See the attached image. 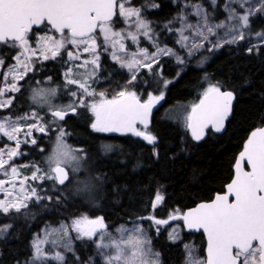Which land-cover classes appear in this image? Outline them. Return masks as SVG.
Here are the masks:
<instances>
[{
    "label": "snow or ice",
    "instance_id": "1",
    "mask_svg": "<svg viewBox=\"0 0 264 264\" xmlns=\"http://www.w3.org/2000/svg\"><path fill=\"white\" fill-rule=\"evenodd\" d=\"M232 2L239 3L243 10L242 14L230 4H226L228 16L225 21L218 24L211 22L210 14L202 4H185L186 8L193 9L191 15L198 18L195 24L188 23V16L184 14L174 18L181 24L179 29H175L180 36L177 43L188 49V55L191 56L204 47L205 42L212 45L209 49L212 51L225 43L231 44L245 39L243 29L249 27L250 16L255 15L257 11L264 12V0H259V7L255 10L244 9L248 0ZM128 3L129 0H0V43L21 49L15 57L17 63L10 66L8 72L4 74L5 87H0V109L9 108L13 102L12 99L3 98L6 93L20 91L16 83L10 88L7 86L9 75L13 80H22L32 70L33 58L57 59L64 53L68 58L66 63L72 65L64 74L65 87L68 84L77 85V91L83 96L100 97L99 101L90 104L81 97L79 101L73 100L67 105L53 106L49 97L56 95V89H37L34 90L32 99L41 106L48 105L53 117L51 122L43 123L44 118L35 111L30 116L25 114L16 119H12L11 116L0 117V135L15 142L14 148L7 145L0 148V174L7 177L0 179V193L4 194V198L0 199V213L10 214L13 210L20 213L28 208L29 201L33 199L36 201L52 199L51 196H41L35 187L29 192V179L53 181L55 187L69 182L70 173L81 172L85 159L80 155L83 149H76L67 144L65 137L68 133L63 128L57 130L54 148L47 157L46 169L33 165L35 170L31 177H24L18 181L19 168L11 163L14 157L22 154L19 151L20 146L29 143L28 138L32 137L33 131L47 134L51 123L64 120L69 112L75 113L77 107L90 109L95 117L91 127L97 132L132 133L142 136L149 143L155 142L156 137L139 131L137 124L147 129L152 107L163 99V93L159 96L149 93L148 98L142 101L134 91L121 90L110 99L104 92L97 94L94 90L90 91L92 83L99 78L97 73L102 53L110 51L111 58L132 73V80L136 79V72L140 68L152 71L158 57L175 55L172 49L155 45V41L153 43L156 50L152 53L146 48L137 52L127 50L125 40L138 45L141 35L151 40L153 34L150 22L142 18L141 9L126 7ZM211 3L215 6L216 0H211ZM117 15L123 17L126 22L130 21L135 31H115L112 24ZM171 23L172 21H169V24ZM40 25H44L47 30L44 35H36L34 32V26ZM221 29L225 30L223 36L218 32ZM168 30L173 31L171 28ZM185 31H190L191 36L184 35ZM256 35L264 39V33ZM213 36L216 37L214 44L209 39ZM98 40L101 42L98 43ZM248 51L251 52L252 48ZM84 53H87L90 59L75 63ZM176 59L179 63H184L179 55ZM3 64L4 61L0 60V68ZM74 68L77 69L75 79L71 78ZM79 69L84 71H78ZM164 83L166 86L169 82ZM71 95L76 97L77 92H72ZM233 98V92L222 91L218 84L208 86L200 102L192 105L186 117V126L191 129L195 140L202 139L204 129L209 125L215 127L216 131L223 128L224 121L231 112ZM53 108L55 110H52ZM30 118L34 119L35 123L22 128L20 125ZM21 134L24 139L19 138ZM30 142L37 143L34 138ZM79 183L81 186L77 190L81 192H91L94 187L91 177ZM17 192L20 195H17ZM162 199L163 197L157 193L153 207L155 208ZM147 219L153 220L156 225L168 223L167 220H155L154 217ZM169 219H182L188 229H202L207 236L206 256L193 257L189 251L188 264H264V128H257L248 137L243 151L236 160L235 175L223 194H217L210 202L197 205L182 217L170 216ZM11 227L10 224L0 225V234L7 232ZM69 229L77 233L78 239L92 240L98 237L96 247L101 250L105 264H156L151 257L155 256L157 260L159 257V253L152 252L151 240L140 226L134 225L132 229L121 226L117 229L121 233L120 238L104 243L107 226L103 217L89 219L83 216L74 219L69 226L61 225L59 229L46 230L44 239L37 237L33 241L35 259L46 255L41 245L48 242L49 235L62 231L67 236ZM177 235V230L174 229L170 238L175 239ZM52 243L55 244L56 241ZM109 248L113 253L105 255L103 250ZM54 259L62 262L63 254L55 253Z\"/></svg>",
    "mask_w": 264,
    "mask_h": 264
},
{
    "label": "trees",
    "instance_id": "2",
    "mask_svg": "<svg viewBox=\"0 0 264 264\" xmlns=\"http://www.w3.org/2000/svg\"><path fill=\"white\" fill-rule=\"evenodd\" d=\"M144 1L132 0V3L142 4ZM154 1L158 7L149 11L150 18L162 20L172 13L171 1L174 0ZM184 1L208 4L207 0ZM257 25L256 20L251 21V28ZM44 29L45 26L41 25L34 28V32L39 35ZM159 34L160 41L172 45L169 34L161 31ZM18 51L21 50L0 43L2 68L14 62ZM181 58L182 64L173 59H162L153 65L152 71L142 68L136 73L135 80L128 79L127 73L124 75L126 90L136 92L142 100L148 98L149 93L155 96L163 93L148 128L156 137L154 143L147 144L130 135L115 136L94 131L91 127L93 116L87 107L82 106L58 124L51 123L47 134L33 131L36 144L30 141L21 144L19 151L22 154L14 157L12 163L42 167L55 144L58 128H63L68 133L65 137L67 144L83 149L82 169L86 171L79 172L76 179L70 173V181L62 186L55 185L56 191L53 192L45 183L33 180L31 186L41 196H51L52 199H33L20 213L14 210L10 214L0 213V225H12L0 236V264H28L32 239L45 225H70L74 219L83 216L103 217L108 229L119 223L140 221L148 230L152 246L160 252L162 264H183V249L188 242L204 255L203 235L187 233L181 220L175 222L181 225L183 237L171 242L164 226L144 217L164 219V216L181 213L224 190L231 179L236 156L244 148L252 130L264 124V46L254 47L249 52L247 43L240 41L212 51L207 48L192 58ZM202 60L203 64L199 65ZM66 61V53L57 59L33 58L32 70L19 82L20 91L5 94L4 97L13 102L9 108L0 109V117L16 119L34 110L31 92L40 84L47 82L60 90L67 69ZM99 64L97 86L114 77L109 81L113 86L109 96L116 95L119 86L115 87L113 81L120 76L118 67L106 53L101 54ZM165 81L169 82L166 86ZM210 84H218L221 89L235 94L233 112L223 133L209 131L203 141L196 143L180 120V114L182 107L195 104ZM89 177L95 183L92 191H78L79 182ZM157 193L163 199L154 208ZM93 249L92 240L77 239L74 252L63 251L62 262L50 258L45 264H92Z\"/></svg>",
    "mask_w": 264,
    "mask_h": 264
},
{
    "label": "rangeland",
    "instance_id": "3",
    "mask_svg": "<svg viewBox=\"0 0 264 264\" xmlns=\"http://www.w3.org/2000/svg\"><path fill=\"white\" fill-rule=\"evenodd\" d=\"M207 1H208L207 5H205V4L201 3V2H193L191 4H202L204 9L210 14V20H211L212 23L218 24L221 21H225L226 20V18L228 16V11L225 8L226 4H230L231 7L236 8L237 12H239L241 14H242V11H243L240 8L239 3L232 2V0H222V3H219V4L217 3L218 0H216L215 6L212 5L211 0H207ZM186 3H190V2H187V1H184V0L171 1V6L173 8L172 9V13L167 14V16L164 19H162V20H155V19L149 17V11H152V9L154 8L152 5H155L156 1H154V0H146L142 4H141V2L139 4H133L132 0H129V3L126 4V7H132V8L141 9L142 18L150 22V26H151V28L153 30V34H152V39L151 40L141 35L139 37V44L138 45L137 44H133L130 40H125V45H126L127 50L129 52H137V51H139V49L146 48V49H148L149 53H152V52H154L156 50V46L155 45H158L161 48L167 47V48L172 49L174 51L175 55H166V56L162 55V56L158 57L157 63L161 62L162 59H173L174 62L179 63L177 61V59H176L177 55H179L180 57L192 58V57L198 55L201 51H203V50H205L207 48L210 49L212 47V45L207 43V42H205L204 47L200 48L198 51H196L193 55L190 56V55H188V49L181 47V45L179 43H177V41L179 40L180 36H179V33L177 31H175V29H179L181 27V24L177 20H175L174 18H176L180 14L187 15L188 16V23H191V24H195L197 22V19H198L196 16L191 15L193 9L190 8V7L186 8L185 7ZM258 7H259V0H248V3L244 5V9L251 8V9L255 10ZM252 20H256L257 23H258V25L255 26L254 28H251V21ZM169 21H172V23L169 24ZM249 21H250L249 27L247 29H243V31L245 32V39L238 40L236 43H231V44L225 43L223 45H232V44H237L240 41H245L247 43V48L248 49L249 48H254V47H257V46H264V39H262L261 37L256 35L257 33H264V12H259V11L255 12V15H252V16L249 17ZM112 27H113V29L115 31H121V30H128V31H133V32L135 31L134 25H132L130 21L126 22L125 19L123 17H120L119 15H117L116 23L112 24ZM169 28L173 29V31H169L168 30ZM46 31L47 30L44 29L39 35H44ZM160 31L164 32L165 34H167V36H168V34L171 36L170 41H172V45H169L168 42H166V41H160V39H159V35H160L159 32ZM224 31L225 30H223V29L218 30L219 35L223 36L224 35ZM48 34H52V33H48ZM184 35L191 36V32L190 31H185ZM209 39L212 41L213 44L216 43V37L215 36L210 37ZM153 41H155V45H154ZM100 42L101 41L98 40V43H100ZM189 43H191V41H189ZM19 50H21V49H19ZM19 53H20V51L16 52V54L14 56V62L13 63H11L10 65L6 66L5 68H0V77H1V83H2L0 87H5V76H4V74L8 72V69H9L10 66H12V65L17 63V61L15 60V57ZM106 54L109 55V59L111 61L115 62L116 66L118 67V72H120V76H118L117 79L115 81H113V82H115L114 86L115 87L119 86V91L126 90L127 85H126V81L124 80V75H125V73H127L128 79H131L132 78V73L129 72V70L127 68H122L119 63L114 61L111 58L110 51L108 53H106ZM137 58L139 59L140 57H137ZM85 59H90V57H89V55L87 53H84L81 56V59L79 61H76L75 63H77V64L82 63L83 60H85ZM122 59H127V57H122ZM66 60H68L67 55H66ZM203 62H204V60H202V62H200L199 65H202ZM71 66L72 65L70 63H67V69L64 71L63 74H65V72ZM140 69H142V68H140ZM21 71H22V69H21ZM76 71H77V69L74 68L73 69V76L71 78H73V79L77 78V76L75 75ZM78 71L83 72L84 69H79ZM97 75H98L99 78L95 81V83H92L90 91L94 90L97 94L100 93V92H104L106 97L110 99L112 96H109V94L113 92V89H111L113 86L111 87L109 81L113 80L114 77H112L111 79H109L108 81L104 82L101 86L98 87L97 86V81L100 79L99 71H98ZM26 76H27V74L24 76L23 79H25ZM22 80H18V81L17 80H13L12 76L9 75L7 77V86L10 88V86L13 83H16L19 86V82L22 81ZM65 84H66L65 75H64V82H63L62 87L60 88V90L58 88H56L55 86L50 85V83L45 82L43 84H40L38 87H36V88H34L32 90V92H31L32 93V97H33L34 90H37V89H56V95L49 97L50 103L53 106L67 105V104L71 103L73 100L79 101L81 99V97H83V99L86 100V102L89 103V104L92 103V102H95V101H99V99H100V97L98 95H96V96H83V94L81 92L77 91V89H78L77 85L68 84L67 87H65ZM104 86H106V87H104ZM127 91H130V90H127ZM72 92H77V96L76 97H72V95H71ZM3 98L4 99H8L6 97H3ZM160 101L156 102V105ZM33 102L35 104V109L32 110L30 113H28V115L30 116L31 113L33 111H35V112L38 113V115L40 117L44 118L43 123H45L44 121H46L48 123L51 122L53 120V117L51 115V111H50L48 105L45 104V105L41 106L40 104H38L34 100H33ZM192 105H193V103H188V104H186L185 106L182 107V111H181V114H180V120L183 121L185 126H186V117H187L188 113L191 111ZM52 110H55V109L53 108ZM88 110L90 111L89 108H88ZM90 113L93 116V119H92V123H93L94 120H95V117H94V114L91 111H90ZM31 123H35V120L30 118L26 123H22L20 126L22 128H26L27 124H31ZM56 123L58 124V121L54 122L53 124H56ZM92 123H91V125H92ZM38 133H40V132H38ZM101 133H106V132H101ZM19 138L20 139H24L23 134H21L19 136ZM33 138L34 137H30L28 139L30 141ZM5 145H7L10 148H14L15 147V142L14 141H9V140H7L6 137H3L2 135H0V148L5 147ZM54 145L50 148V152H49L48 156L51 154V152H52V150L54 148ZM71 147H73V146H71ZM73 148H75V147H73ZM80 155H82V153H80ZM47 157L43 161V166L41 167L42 169H46L47 166H48L47 165ZM5 159H7L6 155H5ZM14 165L17 166L19 168V171H20V176L17 178L18 181L20 179H23L24 177H31L32 172L35 170L34 167H33V165H35V164H14ZM24 166H27V167H24ZM81 171L85 172L86 170L82 169ZM77 174L78 173L72 174L74 179H76V177H77L76 175ZM0 179H7V177H5L3 174H0ZM92 180H93V178H92ZM31 181H33V180L29 179V181H28L29 192H30V189L33 187V186H31ZM37 181L39 183H45L46 188L49 191H52V192L56 191V186L55 187L53 186L54 185L53 181H40V180H37ZM92 183H93V185H95L94 182H92ZM18 187H19V184L17 183V188ZM17 195H20L19 192H17ZM3 198H4V194L0 193V199H3ZM168 216H170V215H168ZM164 217L167 218V216H164ZM95 218L96 217L89 218V219H95ZM4 225H6V224H4ZM61 225L69 226V225H66L65 223H59L57 225H45L40 230V232L33 237V239H32V253H31L30 257H29L28 264H45L46 261L49 260L50 258L54 259V255L57 252L62 253L63 257H64L63 251L74 252L73 251V247H74L75 241H77V239H78L77 238V233L75 231H72L71 229H69V233H68L67 236H65V234L62 231L61 232H54L51 235H49L47 237L48 242L43 243L41 245V248L43 249V251H44V253L46 255L44 257L40 258V259H35V249L33 247V241L37 237H39L40 239H44L46 230L50 231L51 229H59ZM134 225H138L141 228H143L145 230L147 236L151 240V237H150V235L148 233V230H147L146 226H144L140 221H135V222H128V223H126V222L125 223H119V224L115 225L112 229H108V227H107V230H106V233H105V238H104V243H110V241L112 239H119L120 236H121V233H119L117 231V229H120L121 226H123L126 229H132ZM160 226H164V229L166 231V234H167V237H168L169 241L177 242V241L182 239V237H183L182 228H181V225L179 223L174 221V222H172L170 224L160 225ZM174 229L177 230L178 235H177V238L172 239V238H170V234L173 233ZM4 234L5 233L0 234V236H3ZM97 240H98V237H94L92 239L93 245H94V249L92 251V256L90 257V262L93 264V262L96 261V263H98V264H105L104 259H103L102 255H101V250H99L96 247V241ZM52 241H56V243L53 244ZM185 246H187V247H185ZM150 247H151L153 253H159L158 260L156 259L155 256H152L151 259L154 260L156 262V264H162V258H161L160 252L157 249H155L152 246V244L150 245ZM189 251H191V254H192L193 257L204 258V255L202 256L201 254H199L197 249H196V247L192 243L188 242V243H186L184 245V249H183V264H188ZM103 253L105 255H110V254L113 253V250L110 249V248L109 249H104ZM54 260L57 261V262H61V261H58L56 259H54Z\"/></svg>",
    "mask_w": 264,
    "mask_h": 264
},
{
    "label": "water",
    "instance_id": "4",
    "mask_svg": "<svg viewBox=\"0 0 264 264\" xmlns=\"http://www.w3.org/2000/svg\"><path fill=\"white\" fill-rule=\"evenodd\" d=\"M114 18H115V17H114ZM38 27H39V26H34V28H38ZM221 90H222V91H230V90H224V89H221ZM231 92H232V91H231ZM202 96H203V95H202ZM202 96L199 98V100H198L195 104H198V103L200 102ZM233 96H234V98H233V101H232L231 112L229 113V116L225 119V121H224V126H223V128H222L220 131H216L215 127H213L212 125H209L207 128L204 129V135H203L202 139L199 140V141H197V140H195V139L193 138L192 133H191V129H189V128L187 127L188 132H189V134H190V136H191V139H192L194 142L199 143V142L203 141V140L206 138V136H207V134H208L209 131H211V132L214 133V134H221V133H223V132L225 131V129H226V125H227V122H228V120L231 118V115H232V112H233L234 102H235V99H236L234 93H233ZM141 100H142V99H141ZM142 101H143V100H142ZM155 107H156V103L153 105L152 110H151V113H150V115H149V118H148V127L151 125V122H152V113H153ZM76 111H77V110H76ZM75 113H76V112H75ZM75 113H71V112H69V114H68L67 116L72 115V114H75ZM67 116H66V117H67ZM66 117H65V118H66ZM137 126H140V127L144 128V126L141 125V124H139V123L137 124ZM148 127H147V128H148ZM257 128H264V124L261 125V126L255 127V128L252 130V132L255 131ZM252 132H251V133H252ZM106 133L109 134V135H115V136L130 135V136H132V137H134V138H136V139L143 140V141H145L146 143L151 144V143H149L147 140H145L142 136H136V135H134V134H132V133H123V132H106ZM251 133H250V134H251ZM241 151H243V149H242ZM239 154H240V153H239ZM239 154L236 156V158H235V160H234V163H233V166H232V170H233V172H232L231 179H230L229 182L224 186V190H223L222 192H217V193H215V194L212 196L211 199L206 200V201H199V202H197L195 205H193V206H191V207H189V208L184 209L181 213L172 214V215H170V216H180V217H182V215H183L184 213L188 212V211H189L190 209H192V208L197 207V205H199V204H201V203L210 202L212 199L215 198V196H216L217 194H223V193L226 191V186L231 182V180L233 179V177H234V175H235V164H236V160H237V158L239 157ZM58 186H62V185H58ZM170 216H168L167 218H164V219H162V218H157V217H154V218H155V220H167V221H168L167 224H170V223H172V222H174V221H176V220H181V222H182V226H183L184 230H185L187 233H201V234L203 235L204 242H205V245H204V257H205V256H206V248H207V236H206V234L203 232V230H202V229H200V230H196V229H188V228L184 225V221H183L182 219H169ZM148 217H153V216H147V217H144V218H148ZM150 220H151V219H150ZM103 221H104V220H103ZM152 221H153V220H152ZM104 223H105V225L108 227V225H107V223H106L105 221H104ZM167 224H162V225H167Z\"/></svg>",
    "mask_w": 264,
    "mask_h": 264
},
{
    "label": "flooded vegetation",
    "instance_id": "5",
    "mask_svg": "<svg viewBox=\"0 0 264 264\" xmlns=\"http://www.w3.org/2000/svg\"><path fill=\"white\" fill-rule=\"evenodd\" d=\"M137 128H138V130L141 131V132H147L148 134H150L149 131H148V128H149V127H148L147 129H145V128H142V127H140V126H137ZM108 135H109V134H108ZM141 141H143V140H141ZM143 142H145V141H143ZM145 143H146V142H145Z\"/></svg>",
    "mask_w": 264,
    "mask_h": 264
}]
</instances>
